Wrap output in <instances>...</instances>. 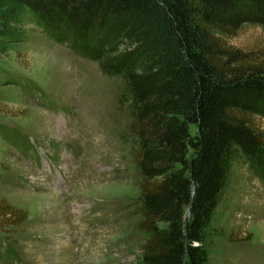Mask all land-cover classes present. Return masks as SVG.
Returning a JSON list of instances; mask_svg holds the SVG:
<instances>
[{"label": "trees", "instance_id": "obj_1", "mask_svg": "<svg viewBox=\"0 0 264 264\" xmlns=\"http://www.w3.org/2000/svg\"><path fill=\"white\" fill-rule=\"evenodd\" d=\"M244 24L264 28V0H0L2 86L62 110L3 65L1 55L30 37L29 25L120 81L141 176L140 264H211L213 224L235 167L249 164L264 181V133L254 119H264V51L224 39ZM2 134L32 150L18 130ZM22 213L0 203V228ZM0 257L19 263L1 242Z\"/></svg>", "mask_w": 264, "mask_h": 264}, {"label": "rangeland", "instance_id": "obj_2", "mask_svg": "<svg viewBox=\"0 0 264 264\" xmlns=\"http://www.w3.org/2000/svg\"><path fill=\"white\" fill-rule=\"evenodd\" d=\"M28 27L30 37L18 52L1 55L3 65L62 110L0 84V203L23 212L0 228V242L16 251L18 264H140L147 236L139 227L141 176L120 81ZM224 39L246 52L264 51L259 24ZM254 119L264 133V119ZM6 128L18 130L32 150L8 141ZM234 180L213 224L211 264H264V181L246 163L235 167ZM0 264L8 263L0 257Z\"/></svg>", "mask_w": 264, "mask_h": 264}]
</instances>
